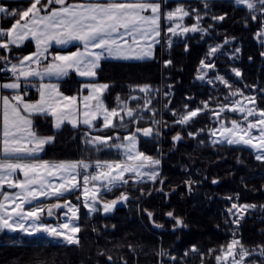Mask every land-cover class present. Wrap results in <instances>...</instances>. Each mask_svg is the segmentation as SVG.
I'll return each instance as SVG.
<instances>
[{"label":"trees","instance_id":"trees-1","mask_svg":"<svg viewBox=\"0 0 264 264\" xmlns=\"http://www.w3.org/2000/svg\"><path fill=\"white\" fill-rule=\"evenodd\" d=\"M73 1L81 0H69ZM2 3L17 13L30 6V0H3ZM178 4H186L190 12L187 23L191 26L197 14L203 16L201 25L207 31L192 32L173 42L170 48L165 39L157 50V57L151 61H104L97 80L109 86L104 95L109 109L118 107L117 97L119 101L128 102L140 86H165L169 93L165 100L168 111L157 129L159 134L153 120L141 119L138 123L140 128L154 130L149 138L140 137V150L161 160L160 176L155 181H128L102 194L107 202L116 200L121 193L128 196L126 201L115 205L112 213L99 210L90 214L81 206L79 245L55 241L43 233L0 232V264H217L215 257L233 239L239 240L250 252H261L264 247V162L255 159L256 152L249 146L213 143L215 138L211 132L216 126L215 118L211 110L203 111V108L205 104L223 102L225 97L231 99L232 91H245L248 87L255 88L257 106L264 110V35H261L264 14L253 13L234 0L163 2L164 9ZM220 16L224 19H214ZM13 22L12 17L1 15L2 28L11 27ZM220 43L227 50L236 51L221 55L220 59L225 62L216 63L231 88L197 78L201 61H210L211 46ZM33 49V44L29 43L9 54L4 50L2 54L8 60L17 54L16 60H19ZM167 61L171 63L165 66ZM3 65L1 61L0 70ZM224 67L239 70L240 76L236 77ZM4 76L0 71V77ZM82 83L71 75L61 87L72 95L82 91ZM135 102L140 101H132V104ZM196 109L202 111L187 124L176 122L175 114L180 117ZM40 123H37L39 131L42 130ZM99 124L98 127L101 121ZM115 129L101 133L113 138L119 135L122 139L133 131L115 134ZM47 130L57 139L47 146L42 159H83L78 136L70 135L75 130L67 128L56 132L51 125ZM176 135L182 139L175 141ZM66 198H70L69 195ZM54 201L55 198L41 204ZM233 203L256 207L244 209V213L239 208L229 212ZM147 212H152L153 216L149 218ZM168 212L180 218L183 226H176L175 220L166 215ZM44 220L57 221L47 217ZM193 248L196 251H192ZM253 260L264 263V256L254 254L247 259Z\"/></svg>","mask_w":264,"mask_h":264},{"label":"snow or ice","instance_id":"snow-or-ice-1","mask_svg":"<svg viewBox=\"0 0 264 264\" xmlns=\"http://www.w3.org/2000/svg\"><path fill=\"white\" fill-rule=\"evenodd\" d=\"M235 2L246 6L253 13L259 11L264 14V0H235ZM53 5L59 7H53ZM0 14L12 17L14 21L11 27L0 28V49L10 51V45L20 47L28 39L35 41L36 45V52L23 57L19 64H11L10 68L5 66L3 70L11 72L14 79L11 83L0 84V88L3 89H20L22 77L25 81L30 78L43 81L45 77L60 80L68 76L70 70H74L81 77L93 78L96 76L95 70L100 67L102 59L152 57V49L156 43L160 42L158 38L161 36L162 9L159 0H108L107 3H101L99 0L86 3H69V0H30V6L26 10L17 13L0 6ZM189 14L180 7L175 11L167 12L165 18L171 23ZM214 19L223 20L224 17H214ZM253 19H256L255 15ZM180 27V23L176 22L175 27L168 28V32L176 35V28ZM198 30L195 25L182 29L184 33ZM77 42L83 46L82 50L56 54L45 65L43 71L39 70L42 61L48 60L47 53L52 44L66 46ZM216 51L217 48H211L209 54H214ZM0 61H8V57L0 56ZM8 63L11 62L8 61ZM170 63L171 61L166 62V64ZM214 67V64L201 61V68ZM236 75L239 76L240 72L236 71ZM198 78L202 80L204 75ZM218 79L231 88L223 77H218ZM208 83L211 84L212 80ZM84 87L90 91L82 98V111L77 104V97L64 95L59 91V85L56 83H41L38 88L39 100L34 103L26 102L19 94L11 98L0 95L3 110L2 121H0L2 123V128H0V232L23 231L29 235L43 233L60 237L69 244L79 245L80 240L75 234L81 229L78 223L73 222L78 220V209L66 198V193L74 190L81 191L85 200L84 206L90 211H97L99 209L95 205L99 202L97 200L98 187L112 191L113 187L127 184L125 174L129 172L135 177L147 176L153 181L159 175L155 168L160 161L137 150L138 134L149 137L153 135L152 127H135L132 132L122 138L127 143L112 144L110 143L113 141L112 136L88 134L87 145L96 151L112 147L123 150L125 159L122 161L97 160L91 163L84 160L49 162L38 159L44 146L52 142L54 136L38 134L30 118L33 115L52 117L57 130L65 122L71 124L73 128L78 127L80 123L89 128H95L93 121L98 117L102 118L103 129L126 126L125 116L130 124H138L143 118L138 108L130 107L127 102L119 101V97H117L118 107L109 109L101 99L103 91L109 87L107 84H85ZM139 91L145 93V105H150L151 100L147 98L151 91L150 86H140ZM231 95L236 96L237 91H232ZM132 99L139 98L133 96ZM244 99L249 103L255 102L254 97H244ZM92 100L96 101L94 106L88 103ZM148 110V108L143 109V111ZM201 111L202 109L190 111L176 122L187 124ZM225 111L239 112L241 122L238 123L233 119L230 121V126L226 127L221 121L220 127L213 129L211 135H219L223 139H216L213 143L249 146L256 152L255 159L264 162V110L246 107L240 100H233L231 104L220 105L219 111L213 114L219 119L220 114ZM254 115L257 116L254 121L248 120V117ZM153 123L159 124L160 122L153 121ZM96 130L102 129L96 128ZM156 134L159 133L156 132ZM189 135L193 134L189 133ZM116 139L121 138L117 136ZM173 139L179 141L182 138L176 135ZM92 168L95 171L89 172ZM18 172L23 174V179L17 176ZM81 172H83L82 183L78 180ZM52 177H55L58 183H54ZM91 182L98 183H92L90 189ZM5 185L9 189H19V191L6 192L4 191ZM90 195L91 203H89ZM41 197L55 198V202L48 205L33 203ZM61 199L64 200L63 203L60 202ZM127 199L128 196L121 193L116 200L102 203V210L107 213L119 201ZM25 205H32V207L25 209ZM255 207V205L238 206L233 203L229 212L238 208L243 210ZM61 208L67 209V212L63 213L67 219L62 223L52 226L40 222L41 213L46 212V215L51 217L54 215L53 209ZM68 213L72 215L69 217ZM147 214L149 218L153 216L152 212H147ZM166 215L175 220L176 226H183V221L174 217L173 212H168ZM156 226L162 227L159 224ZM238 245L239 251L236 250ZM192 251L196 249L193 248ZM250 255L251 253L239 240L233 239L215 259L217 264H228L231 257V264H244V259ZM260 255L264 256V247L261 248ZM108 259L112 258L109 256Z\"/></svg>","mask_w":264,"mask_h":264},{"label":"rangeland","instance_id":"rangeland-1","mask_svg":"<svg viewBox=\"0 0 264 264\" xmlns=\"http://www.w3.org/2000/svg\"><path fill=\"white\" fill-rule=\"evenodd\" d=\"M162 1L163 2H166V1H173V0H162ZM180 7H182L185 11L189 12L186 4H178L177 6H175L173 8H170V9H164V6H163V11H164V30L166 32V37L164 35V42H165V39H166V42L168 43V48L171 47V45L173 44V42H175L177 40H180V39H184L186 36H188L190 33H192L191 31L190 32H187V33H184L182 31L183 27H189V28H191L192 26L195 25L199 29L198 30L199 32L205 33L207 31V30H204L202 28V25H201V23H202L201 17H203V16H199L198 14L196 15V22L192 26L187 23V19H188V17H189L190 14L188 16H186V17H183L182 19L177 18L176 21H173V22L170 23L165 18L166 13L169 12V11H175L176 8H180ZM197 17H199V19H197ZM176 22L180 23L181 27L180 28H176V33H177L176 35H172L170 32H168V28L169 27H175ZM196 32H193V33H196ZM169 41H171L170 44H169ZM225 44H226V42H225ZM163 45H164V43H163ZM211 48H217V51L214 54H211L210 61H207L206 64L207 63H211V64H214L215 67L214 68H200V70L198 72V77L203 74L204 75V79L201 80L198 77L197 78L201 82H207L208 83L209 80H212V83L211 84H215V83L224 84V83H222L218 79V77H223V79L226 80V81H227V79L225 78V76L223 74H221V72L219 70L220 68L218 67V65L216 63L222 64V63L225 62L224 60L222 61V59H220L221 55H224V56L230 55L229 52L230 53H235L236 51H235V49L230 50V48H228V50H227L224 47V45L221 44V43L220 44L213 45V46H211ZM231 57L233 58L234 55H232ZM164 65L167 66L169 64H166V62H164ZM224 69H225V67H224ZM225 70L231 71L233 74H236V71H239V70H237L235 68L225 69ZM234 70H236V71H234ZM239 76L236 75V77H239ZM11 82H13V81H10V83ZM107 89L105 90V93H106ZM150 89H151L150 94L147 97L148 99L151 100V104L150 105H145V103H144V100L146 98L145 93L140 92L139 90H138V92L136 94L133 95L135 97H138L139 99H135L134 100V99H132V97H133L132 96L127 103H128V105L130 107L138 108L139 114L143 117L142 119H150V120H153V121H159L160 122L159 124H155V128H156V131H157V129L159 127H161V123H163V114H165V111H168L167 110V107H166L165 100H166V97L169 96V93H167V91L165 89V86H163V87L160 86L159 88H152V87H150ZM246 89L247 90H245V91L244 90H235V91H237V95L231 97V99H227V100L224 99L223 102H217L214 105L207 104V108H205V106H204L203 111H205V110L206 111L207 110H211V113L213 114L214 112H218L219 111L220 105H222V104H231L233 100H240L246 107L256 108V109L260 110L258 108V106H257V103H258V96H257V94L258 93L255 91V88L252 89V88H248L247 87ZM241 93H242V95H241ZM101 97H103V95H101ZM244 97H254L255 98V102L254 103H249V101L248 100H245ZM82 98L83 97H81V100H80L81 102L80 103L78 102V105L80 106L81 111L83 110V100H82ZM101 99L103 100V102L105 104V100L103 98H101ZM132 101H140V102H135V104H132ZM157 101H159V103ZM88 103L90 105H93L94 106L95 103H96V101L95 100H92V101H89ZM144 108H148L149 110L148 111H143ZM153 112H154V114H153ZM146 113H150L149 114L150 116H147ZM172 113H175V112H172ZM26 114L27 113H24V115H26ZM155 114H159V117H155ZM185 114H187V113H185ZM185 114H183V115H185ZM257 115H258V113H257ZM175 116L179 119L182 115L179 117V115H176L175 114ZM214 118H215V123H216L215 124L216 126H214L215 127L214 129H218L220 127V122L221 121L224 122V124H225L226 127L230 126V121L233 120V119L237 120L238 123L241 122V114L239 112L225 111V112H223V113L220 114L219 119L217 118L216 115H214ZM256 118H257V116L254 115L252 117H248V120L254 121ZM82 119H83V117L81 116V120ZM115 122L116 121L114 120V123ZM52 124H53V130L54 131L60 132V131L63 130L62 128L64 127V124H62V126H61V128L59 130H57L54 127V123H52ZM125 125L126 126L117 127L115 129V134L116 133L120 134L123 131H129L131 129L133 130L135 127H139L138 124H130V123H128V118L126 116H125ZM96 128H100L102 130H96ZM105 130L106 129H103L102 125L100 127H95V128L79 127L77 129H75V131L70 134V135H73V137L76 136V135L78 136V141H79V143H81V147H83V153H82L83 159L82 160L87 161V162H91V163H95L97 160H99V161H105V160H107V161H117L118 162V161H122V160L125 159L124 154H123V150H119V149H116V148L112 147V148H103L100 151H96L91 146H89V145L86 144V139L88 138V134H90L92 136H104L101 132H103ZM253 131H255V130H253ZM141 136L142 135L138 134V142H137V150L140 151V152H141V150H140V137ZM214 138H215V140L216 139H223V137H220L219 135L214 136ZM56 139L57 138H54V140L52 142H50L47 145H45L44 146V151H42L39 154V156H41L42 153L45 152V150H46V148H47L48 145H51V144L55 143ZM113 140H114V138H113ZM121 142L127 143V141H123L122 139L116 140V141H111L110 143L115 144V143H121ZM234 145H243V144H234ZM43 155L41 157H39V158H43ZM115 156L118 158L117 160L111 159V158H114ZM102 157H106L107 159H103ZM156 160H159L160 161L159 165L156 166V168H155V170L158 171V173H159V175L156 177V179H157L160 176V172H161V160L160 159H156ZM94 171H95L94 168L89 169V172H94ZM82 175H83V172H81V180H80V183H82ZM19 178L20 179H23V177H19ZM52 179H53V181H55V183L58 182V180H55L56 179L55 177H52ZM125 179H127L128 181H136V182H138V181H144V180H151L147 176L135 177L130 172L125 174ZM92 183H98V182H91L89 184V188L90 189L92 187ZM106 192H108V191L104 187H98L97 188V200L99 202L95 205V207L97 209H99V210H102V203L107 202V201H104L103 200V197H102V194H104ZM66 195H69L70 198H68V200H70L71 201V204L72 205H75L77 207V209H78V211H77L78 220H74L73 222L79 224L80 207L81 206L85 207L84 206L85 200H84V197L82 195V192L81 191H75L74 190L70 194L66 193ZM60 202L63 203L64 200L61 199ZM120 202L121 201H119L118 203H120ZM51 203H53V202H51ZM89 203H91V195L89 196ZM48 204L49 203H47L46 205H48ZM87 210H88V212L90 214H94L95 212H98L99 211V210H97V211H90L89 208H87ZM242 211L244 213V209ZM65 212H67V209L66 208H64V210L54 209V211H53L54 215L53 216L57 220L54 223H47L44 220V218L46 217V212L45 213H41V221L40 222H42V223H44L46 225L55 226L58 223H62L65 219H67V217H65L63 215V213H65ZM243 213H242V215H243ZM71 215H72L71 213H68V216L69 217ZM27 226L28 225H26V227ZM10 232H14V231H10ZM21 232H23V231H21ZM23 233L24 234H27L26 232H23ZM75 235L78 237V233H76ZM50 237H52L55 241L67 243L66 241H64L60 237H53V236H50ZM236 250L239 251V245L237 246V249ZM250 253H251L250 256H252L254 254L255 255H259L260 254L259 252H250ZM250 256H248V257H246L244 259V264H264V263L259 262L258 260H253L252 262L247 261V259ZM237 259H239V257H237ZM228 264H231V257L229 258Z\"/></svg>","mask_w":264,"mask_h":264},{"label":"crops","instance_id":"crops-1","mask_svg":"<svg viewBox=\"0 0 264 264\" xmlns=\"http://www.w3.org/2000/svg\"><path fill=\"white\" fill-rule=\"evenodd\" d=\"M2 1L3 0H0V6H4L3 3H2ZM86 2H96V0H81V1H73V2H69V3H86ZM99 2H101V3H107L108 0H99ZM159 2L161 3V9H162V15H161V21H160V23H161V36L158 38L160 42L159 43H156L154 45L153 49H152V57L145 58V59H115V58L102 59L100 61V67L95 70L96 71V76L93 77V78L81 77V76L77 75L74 70H70L69 71V75L66 76V77L61 78L60 80H56L54 77L53 78L45 77V79L43 81H40L38 78H30L28 81H25L23 79V77H22L21 78V81H20V83H21V88L20 89H18V90H12V89H3V88H0V95L9 96L11 98L12 96L19 94V95L22 96V98L26 102H32V103H34V102H36V101L39 100V91H38V88H39V85L41 83H56V84L59 85V91L62 92L64 95H66V96H76L78 98L77 99V104H78V102L79 103L81 102L80 101L81 100V97L89 94V91L90 90L84 87L85 84H100V85H103L102 83H98L97 80L99 78V70H100V68L102 66V63L104 61L145 62V61L154 60L157 57V50H158V48L159 47H162V45L164 43V35H165V30H164V11H163V6L164 5H163L162 0H159ZM53 7H59V6L58 5H55ZM1 15L2 14H0V28H2L1 27ZM29 43L33 44L34 49H33L32 52L26 54L25 56L32 55L33 53L36 52L35 41H33L31 39L25 40L21 44L20 47H24V46H26ZM20 47H16L15 45H10V49L11 50H10V52H7L6 51V53L9 54V53H11V51H13V49H17V48H20ZM82 48H83V46L81 44H79L78 42L77 43H72V44H69V45H66V46H60V45L52 44L51 47L49 48V52L47 53L48 60L42 61L41 65L39 66V70L40 71H43L44 70L45 65L48 62L51 61L52 56H54L56 54H67V53L75 52L78 49L82 50ZM3 51H4V49H0V56H3V54H2ZM25 56H22L19 60H16V58L18 57V55L17 54L12 55L11 59L8 60L11 63H8V61H4L3 68H1L0 71L2 73H4V74H11V72L4 71L3 70L5 68V66L7 65V67L10 68L11 67V64H19L20 60L23 57H25ZM26 63H28V62H26ZM33 67H35V65H33ZM71 75H74L79 81H82L83 82L82 83V91L80 93H75V94L69 95V94H66L62 90V87H61L62 83L65 80H67ZM13 79H6V78H1L0 77V84L10 83V81H13ZM102 95H103V97H101V98L104 99L105 90L103 91ZM13 103H15V101H13ZM105 105L107 106L106 102H105ZM2 111H3L2 110V104H0V121H2ZM27 115H28V113L26 114V116ZM30 118L33 120L34 129L38 132V134H40L42 136H52V135L49 134V130H47V129H49V126L50 125L53 127V124L52 123H54V120H53L52 117H50V116L45 117V116L33 115ZM47 121L49 122L50 125L47 124ZM100 121H102V118H99L98 117L96 120L93 121V123H94L93 125H95L96 127H98L100 125L99 124ZM38 122H41L40 124L42 125V130H40V131L37 128V123ZM69 127H70V130H75V129L79 128V127H88V126H85L82 123H80L78 127L73 128L71 124L65 122L64 123V127L62 129H67ZM0 128H2V123H0ZM43 151H44V149H43ZM44 153H42V155ZM41 156H39V157H41ZM39 157H38V159L44 160V159L39 158ZM44 161H49V162H63L61 160H54V161H52V160H44ZM67 162H72V161H67ZM17 176L18 177H23V174L18 172L17 173ZM78 180L80 181L81 180V177H78ZM53 182L55 183V181H53ZM4 191L9 192V193H14L16 191H19V189H9L7 187V185H5ZM47 200H50V199H47L45 197H41L40 200L34 201L33 203L34 204H41V203H43V202H45ZM28 206L29 205H25L24 206L25 209H27ZM13 207H15V205H13Z\"/></svg>","mask_w":264,"mask_h":264},{"label":"water","instance_id":"water-1","mask_svg":"<svg viewBox=\"0 0 264 264\" xmlns=\"http://www.w3.org/2000/svg\"><path fill=\"white\" fill-rule=\"evenodd\" d=\"M11 50V49H10ZM7 52H10V51H7ZM117 136H119V135H116L115 137H114V139H116V137ZM120 138H121V136H119ZM150 137V136H149ZM148 137V138H149ZM121 204H123V203H121ZM115 208H116V206L114 207V208H112V210L111 211H109V212H107L106 214H108V213H112L114 210H115ZM61 209H63V208H61Z\"/></svg>","mask_w":264,"mask_h":264},{"label":"flooded vegetation","instance_id":"flooded-vegetation-1","mask_svg":"<svg viewBox=\"0 0 264 264\" xmlns=\"http://www.w3.org/2000/svg\"><path fill=\"white\" fill-rule=\"evenodd\" d=\"M241 6H243V5H241ZM224 75V74H223ZM225 76V75H224ZM68 194H70V193H68ZM53 211H54V209H53ZM46 217L50 220V219H54L55 220V217L54 216H51V217H49V216H47L46 215Z\"/></svg>","mask_w":264,"mask_h":264},{"label":"built area","instance_id":"built-area-1","mask_svg":"<svg viewBox=\"0 0 264 264\" xmlns=\"http://www.w3.org/2000/svg\"><path fill=\"white\" fill-rule=\"evenodd\" d=\"M6 77H7V78H13L12 75H7Z\"/></svg>","mask_w":264,"mask_h":264},{"label":"bare ground","instance_id":"bare-ground-1","mask_svg":"<svg viewBox=\"0 0 264 264\" xmlns=\"http://www.w3.org/2000/svg\"><path fill=\"white\" fill-rule=\"evenodd\" d=\"M162 148V147H161Z\"/></svg>","mask_w":264,"mask_h":264}]
</instances>
